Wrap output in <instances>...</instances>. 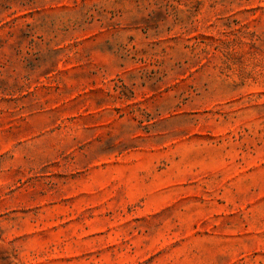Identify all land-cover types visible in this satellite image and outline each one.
Returning <instances> with one entry per match:
<instances>
[{
	"label": "rangeland",
	"instance_id": "374dc122",
	"mask_svg": "<svg viewBox=\"0 0 264 264\" xmlns=\"http://www.w3.org/2000/svg\"><path fill=\"white\" fill-rule=\"evenodd\" d=\"M0 264H264V0H0Z\"/></svg>",
	"mask_w": 264,
	"mask_h": 264
}]
</instances>
